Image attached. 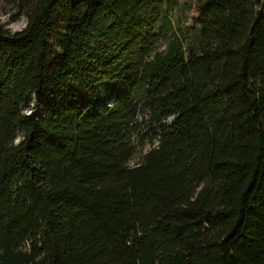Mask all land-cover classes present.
Returning a JSON list of instances; mask_svg holds the SVG:
<instances>
[{"label":"trees","instance_id":"1","mask_svg":"<svg viewBox=\"0 0 264 264\" xmlns=\"http://www.w3.org/2000/svg\"><path fill=\"white\" fill-rule=\"evenodd\" d=\"M1 1L0 264H264V0Z\"/></svg>","mask_w":264,"mask_h":264},{"label":"rangeland","instance_id":"2","mask_svg":"<svg viewBox=\"0 0 264 264\" xmlns=\"http://www.w3.org/2000/svg\"><path fill=\"white\" fill-rule=\"evenodd\" d=\"M169 16L173 22L174 28L179 31L183 29L187 31L194 24V5L192 0H177V4L169 12ZM0 23L10 32H15L22 29L26 25V17L19 14L15 4L8 3L6 1L0 2ZM168 35V34H167ZM166 44V38L160 40L158 44L159 49H163ZM37 105V96L33 95L27 99V102L23 105V111L30 113L35 110ZM156 136H149L140 141L136 136L133 137L136 150L133 154L129 165H133L140 161L142 154L153 143L156 142Z\"/></svg>","mask_w":264,"mask_h":264}]
</instances>
